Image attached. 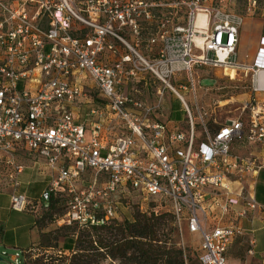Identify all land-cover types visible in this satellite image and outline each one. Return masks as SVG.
Returning <instances> with one entry per match:
<instances>
[{"label":"built area","instance_id":"obj_1","mask_svg":"<svg viewBox=\"0 0 264 264\" xmlns=\"http://www.w3.org/2000/svg\"><path fill=\"white\" fill-rule=\"evenodd\" d=\"M204 3L0 0V153L11 160L28 150L54 172L32 201L18 191L23 168L13 165L11 211L46 210L53 195L66 198L62 222L99 226L118 218L113 196L129 188L150 198L154 213L171 214L179 231L198 234L205 264H228L240 221L256 209L251 177L264 167L254 155L264 152V37L251 66L237 63L245 14ZM248 3L247 14L257 10V0ZM202 69L251 74L238 115L217 121L227 101L205 111L215 85H202ZM166 91L181 105L184 131L155 118ZM84 97L100 102L88 127L76 112ZM4 257L24 264L21 251L0 245Z\"/></svg>","mask_w":264,"mask_h":264},{"label":"rangeland","instance_id":"obj_2","mask_svg":"<svg viewBox=\"0 0 264 264\" xmlns=\"http://www.w3.org/2000/svg\"><path fill=\"white\" fill-rule=\"evenodd\" d=\"M249 0H205L206 5L210 6H224L225 8L234 10L236 12L241 13L245 17L243 19V25L241 27L240 33V42H239V51L237 52V63L242 65H249L253 60H251L252 50L254 47V37H256L261 29H264V0H257V10L246 13V9L248 7ZM249 31V32H248ZM248 32V33H247ZM253 36V37H252ZM197 78L200 79L202 85L209 86L213 83V80L216 82L215 89L211 92V94L203 96V104L205 106H209V108H205V111L210 115L212 112V106L217 105L219 102L227 101L221 110L216 111V119L217 121H224L226 118L234 117L238 115V108L241 103L245 100L246 94L249 89V82L251 74L247 75L244 72H236L231 69H226L225 73L230 76V80L228 77H224L220 70H199L197 71ZM91 96L93 100H98L99 96L96 91H91L87 94ZM168 101V102H167ZM201 103L200 96H198V104ZM174 111L176 114L184 118V114L181 110L180 103L175 99L174 95H170L168 91L164 93V99L161 104V113H156L155 118L160 120L161 122H165L164 116L168 114L170 110ZM195 114V112H193ZM209 118L206 119L208 122ZM184 125V121L182 123ZM185 127V125H184ZM14 162L16 164H20L24 167L23 175L21 176H30L34 180L42 178L41 175L36 171V166L33 167V160L31 157L20 153L15 155ZM39 167V162L36 163ZM32 168V169H29ZM12 168L10 165L6 164L5 159L0 156V202H5L8 200V196L13 191L12 183L8 178V174H10ZM52 170L46 172L45 179H48ZM42 180V179H41ZM83 184H87L90 180V176L86 175L83 178ZM27 181V180H26ZM37 183L32 184L28 188L22 186V190H24L28 196L37 197V194H34V191H37L39 185H43L42 181H37ZM62 199V198H61ZM113 201L117 204L118 219H131L132 215L140 210H145L150 207L151 199L145 197L144 194L131 190L129 188H119L117 192L113 196ZM65 202L66 198H63L60 203L56 204L55 207L47 212L46 210L39 209L37 215H35L37 220V227L39 229V233H37V241L38 245L34 247V252H28L24 256V264H69V261L73 254L77 253L76 256H79V252L77 248L73 251H64L61 247L64 238H72L75 239L76 235L79 233V230L70 227V225L62 222L63 215L65 213ZM13 212V211H12ZM16 213V212H15ZM25 214V213H19ZM31 214L30 211L27 212V215ZM251 213L249 212L245 218V226L249 229H255L256 225L251 224L250 222ZM210 225V223H209ZM177 234L174 236L171 235L172 240L176 241L178 244H183L186 249L187 258L185 260V264H205L204 256L197 249L198 240L195 239V236H190L186 231H179L177 229ZM248 233L250 236H254L256 240V256L258 258L260 255L259 252L264 251V238L261 237L260 233L257 231ZM165 234H168V231H164ZM78 245H76L77 247ZM80 246L85 247L87 249L86 252H80L82 255L77 257L72 264H83V262H89L91 264H118L117 261L105 257L102 258L95 250H92L87 243V240L84 237L80 238ZM50 247V248H49ZM237 242L231 247V253H236ZM8 255H13L16 251L20 252V248H14L11 246L5 247ZM0 264H13L7 257H4Z\"/></svg>","mask_w":264,"mask_h":264},{"label":"trees","instance_id":"obj_3","mask_svg":"<svg viewBox=\"0 0 264 264\" xmlns=\"http://www.w3.org/2000/svg\"><path fill=\"white\" fill-rule=\"evenodd\" d=\"M171 109L170 105V111L174 114L172 118L176 120L171 121L170 128L184 131L182 122L177 121L179 115ZM61 200V198L51 195L48 200L47 212ZM36 223V219L25 216L24 220L18 224L19 228L16 231L11 230V226L7 227L0 232L1 245L20 248L25 256L36 247H29L25 243V231L31 227H37ZM70 227L79 230V233L73 234L76 235L75 239L64 238L61 247L64 251H73L77 248L79 256H76L77 253L73 254L69 264L82 255L80 252L87 251L85 247L80 246L81 237H84L89 247L102 258L109 257L117 261L118 264H185L187 258L186 249L180 248L179 244L171 238L172 234L174 236L177 234L172 215L154 213L152 204L147 209L134 213L131 219L112 218L99 226L80 227L77 224H70ZM165 230L168 231V234L164 233ZM76 245L78 246L76 247ZM83 264L91 263L83 262Z\"/></svg>","mask_w":264,"mask_h":264},{"label":"crops","instance_id":"obj_4","mask_svg":"<svg viewBox=\"0 0 264 264\" xmlns=\"http://www.w3.org/2000/svg\"><path fill=\"white\" fill-rule=\"evenodd\" d=\"M240 33H241V29L239 31V42H240ZM262 37H264V29H261L260 33L256 37H254V39H253L254 47H253L252 55H251V60H253V61L248 66H251L253 64V62H254V58H255L256 52H257V50H258V48L260 46V39ZM238 51H239V44H238V48H237V52ZM213 70H215V69H213ZM235 72L237 74V72H242V71L238 70V71H235ZM221 73H222V71H221ZM222 75H223V73H222ZM228 76L229 75H227V77ZM214 83H216V82L213 80V83L211 85H213ZM247 95L248 94H246V97H247ZM258 97L260 99H264V94H259ZM98 102L92 101L90 99V97H84V98H82L79 101L80 107H79L78 110H76V112L78 113L77 118L79 119V121L81 123L85 124L87 127H88V124L90 123V121L95 119V118H93L92 116L89 115V110L91 109V107L93 105L97 106ZM99 104H100V102H99ZM173 116H174V114H172L170 110H169L168 114L164 116L165 123H166V125L168 127H170L172 125L171 121H175L176 120V119L172 118ZM177 121H180V122L183 123L184 118L179 116ZM115 135H116V132L115 133H110L108 136L109 137H113ZM235 151L238 152V153H241L242 155H246L248 153V151L245 150L242 147H237L235 149ZM19 152L27 155L28 157H31L33 160L36 159V161L33 162L34 165H33L32 168H34L36 166L35 167L36 171L41 175L42 178H39L40 177L39 176L37 179L34 180L30 176L29 177L26 176V175L21 176V174L24 171V167L22 165L16 164L14 162L15 161L14 160L15 155L19 154ZM254 155H255V157H257V159L259 161L264 162V152H260V151L255 149L254 150ZM0 156H2L3 159H5L6 164L10 165L11 168L13 167V165L22 166L23 171L18 176V181H19L18 191L20 193H24L25 195H27V193L24 191L25 189L24 190L21 189L22 186H25L26 188H28L29 186H31L34 183L38 184L37 181H39V180H40V182L42 181V183H44L43 185H39V188H38L37 191L33 192L34 194H37L36 195L37 197L34 198V197H31V196L27 195V197L30 200H32V201H36V200L39 199V196H40L41 192L44 190L45 187H47L51 183L52 179L54 178V172H52V174L50 176H48L49 178L45 179V176L47 175L46 172L50 171L49 166L47 165V163H46V161L44 159L35 156L34 154L29 152L28 150H17V151H14L11 160L5 154H1L0 153ZM37 162H39V164H40L39 167L36 165ZM32 168H29V169H32ZM8 178H9V176H8ZM251 178L252 179L250 181L252 183L251 182H249V183H251L252 197L255 200L256 209L253 210V211H250V213H251L250 222H251V224L254 223V225H256V228L254 230L247 228L245 226V218L240 221L239 226L242 228L243 233H242L241 236H236L232 240L230 246L228 247V250L226 252V259H227V263L228 264H264V251L259 252L260 255L258 256V258H255V256H256V252H255L256 240H255L253 235L250 236L248 234V233H250L249 231H251V232L257 231V232L260 233L261 237L264 238V167L259 169L257 171V173ZM10 182H11V180H10ZM12 185H13V183H12ZM8 199H9V196H8ZM236 209L239 210L240 208L238 207ZM30 213L31 214L27 215V213L19 214V213L12 212L9 209L8 200L5 201V202H0V232L4 231L9 226H11L10 227L11 230L16 231L19 228L18 224L20 223V221L24 220L25 216H29V217H31L33 219H36L35 215H37V212L36 213L30 212ZM11 214H13V215H11ZM10 223H12V224L10 225ZM38 231L39 230L36 227H31L27 231H25V235H24L25 243L27 245H29V247L30 246H37L38 243H36V241H37L36 239H37V233H39ZM189 235L190 236L196 235L195 239L198 240L197 249H198L199 252H201L200 251V236L198 234H189ZM250 240L254 241L253 254L252 255H249L247 253V251L249 249V244L248 243H249ZM236 242H237L236 250H238V251H236V253L234 254L233 252L231 253L230 251H231V247ZM0 245H1V243H0ZM1 246H3V245H1ZM202 254H203L204 260H205V254L204 253H202Z\"/></svg>","mask_w":264,"mask_h":264},{"label":"bare ground","instance_id":"obj_5","mask_svg":"<svg viewBox=\"0 0 264 264\" xmlns=\"http://www.w3.org/2000/svg\"><path fill=\"white\" fill-rule=\"evenodd\" d=\"M205 25V16L203 13L199 12L198 17L196 19V27L205 30ZM196 40L197 42H201V39L199 37H197ZM259 76L264 77V73H261Z\"/></svg>","mask_w":264,"mask_h":264}]
</instances>
